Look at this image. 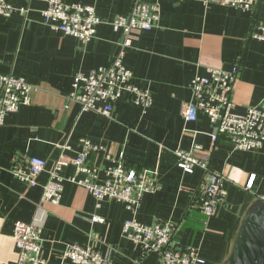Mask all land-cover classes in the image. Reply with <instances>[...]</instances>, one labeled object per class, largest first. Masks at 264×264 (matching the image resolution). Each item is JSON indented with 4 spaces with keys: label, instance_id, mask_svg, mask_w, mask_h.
<instances>
[{
    "label": "crops",
    "instance_id": "0c3cea01",
    "mask_svg": "<svg viewBox=\"0 0 264 264\" xmlns=\"http://www.w3.org/2000/svg\"><path fill=\"white\" fill-rule=\"evenodd\" d=\"M61 1L95 8L101 23L90 42L62 37L45 25L40 14L45 5L39 1L8 0L14 7H27L29 13L0 16V73L22 77L35 87L30 103L0 125V264L17 259L14 224L34 219L40 221L45 264H72L63 259L67 245L93 246L111 264H162L157 255L143 252L124 238L122 223L132 216L144 225L176 226L177 250L194 248L205 264L224 263L247 214L264 198V145L236 151L226 139L214 144L215 129L208 118L198 114L188 122L182 110L195 76H205L209 68L229 70L232 65H238L233 111L241 114L248 108H264V43L253 37L264 25V0L251 11L204 0H139L158 4L161 17L153 30L130 36L123 65L139 86L150 91L152 104L143 112L124 95L109 116L81 113L67 98L77 73L113 60L123 38L110 22L128 15L135 0ZM81 138L104 148L89 158L99 169L113 166L123 153L128 168L154 173L158 190L143 197L135 215L113 200L98 206L84 188L70 181H64L58 204L43 200L48 172L58 159L67 163L62 177L76 176L71 161ZM194 146L200 148L195 156L209 158L210 168L226 180L212 218L200 211L203 171L196 168L186 174L177 166L174 152ZM18 156L46 162L36 186L29 187L12 174ZM252 176V187L246 190ZM93 216L103 222H92Z\"/></svg>",
    "mask_w": 264,
    "mask_h": 264
},
{
    "label": "built area",
    "instance_id": "2783aa9c",
    "mask_svg": "<svg viewBox=\"0 0 264 264\" xmlns=\"http://www.w3.org/2000/svg\"><path fill=\"white\" fill-rule=\"evenodd\" d=\"M44 3L40 11L43 23L62 37H72L81 43L90 42L101 23L93 6L84 4H65L61 0H32ZM182 1V0H179ZM260 0H204V3H217L228 7L251 11ZM27 7H14L8 0H0V16L11 17L18 14L26 17ZM161 17L158 4L142 3L135 0L130 13L117 16L110 22V27L120 33L123 42L113 60L103 67L89 72L77 73L72 82V91L68 101L78 105L81 113L94 112L109 116L114 103L127 95L129 100L146 112L152 104V95L148 89L138 85L132 72L123 65V57L131 46L130 36L135 32H148L156 28ZM254 39L264 43V25L257 28ZM238 65L229 70L207 69L205 76H195L189 83L190 99L185 103L182 117L193 122L198 114L205 115L215 129L211 135L215 144L219 139H226L233 150L253 151L264 145V108H248L244 113L233 111V86L237 79ZM35 87L22 77L0 73V125L5 118L18 112L20 107L30 103V96ZM68 108V106H65ZM78 152L71 161L76 176L65 179L61 176L67 165L58 159L49 170V179L43 187V200L58 204L64 181L73 182L84 188L96 204L104 200L121 203L125 209L135 215L143 197L158 190V185L151 171H136L123 163V153L111 167L99 169L89 163L93 153L104 151L87 138L79 139ZM176 150L177 166L183 173L192 174L194 169L204 175L199 189V205L202 215L212 218L216 215L222 201L225 178L210 168L209 158H197L195 151ZM12 174L29 187L37 185L36 179L46 170V162L37 157H16ZM103 179H100V174ZM77 175H82L77 178ZM254 176L250 177L245 189L252 187ZM261 200H264L261 199ZM92 222H103L98 216ZM40 221H17L13 227V240L17 250V259L10 264H45L41 256ZM177 227L168 223L144 225L134 216L122 223L124 238L139 247L145 253L158 256L162 264H205L198 251L188 248L176 249L175 236ZM63 259L72 264H111L108 257L93 246L67 245Z\"/></svg>",
    "mask_w": 264,
    "mask_h": 264
},
{
    "label": "water",
    "instance_id": "95a60500",
    "mask_svg": "<svg viewBox=\"0 0 264 264\" xmlns=\"http://www.w3.org/2000/svg\"><path fill=\"white\" fill-rule=\"evenodd\" d=\"M222 264H264V200L256 203L247 214Z\"/></svg>",
    "mask_w": 264,
    "mask_h": 264
}]
</instances>
